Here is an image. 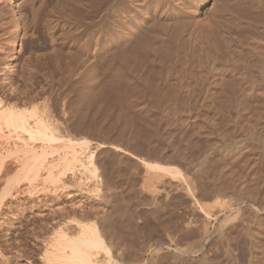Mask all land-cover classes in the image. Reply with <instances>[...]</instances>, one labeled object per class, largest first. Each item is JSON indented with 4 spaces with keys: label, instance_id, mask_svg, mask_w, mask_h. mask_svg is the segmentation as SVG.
<instances>
[{
    "label": "bare ground",
    "instance_id": "bare-ground-1",
    "mask_svg": "<svg viewBox=\"0 0 264 264\" xmlns=\"http://www.w3.org/2000/svg\"><path fill=\"white\" fill-rule=\"evenodd\" d=\"M10 1L11 9L13 8V10L6 13L7 11H4L5 8H0L1 19L9 15V19L13 21L11 25L13 26V30L10 31L12 36L24 37L28 34V31H30V27L34 28V26H30V22L28 25L23 24L22 26L24 29H21V21L19 22V20L23 22L24 16L21 15L22 12L19 9L17 11H14V9L19 8V6L27 2V0ZM38 1V7L33 6L35 5L34 1L31 6V21L32 24L36 25V29L39 27V24L42 23L43 26L42 24L41 26L45 28H42L43 33L44 31L45 33L47 32L44 34L46 37H49L47 38L50 43V45H48L50 46V50L48 49L49 53H47L50 59L47 60H64V63H62L64 64L62 65L63 69L61 68L63 70H61L62 73L65 72V74H63L66 75H62L61 77L64 79H61V82L64 81V85L61 84L62 87L64 86L63 99L76 104V108L77 105L85 104L87 101L89 103V101H96V99L104 100V94L99 96L100 94L97 95L96 93L97 87L101 85L98 79H101L103 75H105L103 77L104 79L108 76L103 72V75H101L102 73L99 74L103 67L100 65L104 64L106 61H110V63L112 61V63L116 65V68L114 67L115 70L117 66H125V70L120 66L122 68V70H120L123 72L121 73L119 71L120 73L117 72V74L116 72L113 74L115 70L112 67L111 71L114 70L112 72L113 75L110 74V78H108L110 80L111 75L116 79L121 77L125 79V83L127 82L125 86L119 85L120 83L122 84L123 81L120 80L121 78L118 79L119 82L116 81L115 83L112 77L111 80L114 81V84L113 81H111V85V82L106 77L107 82L105 84L110 82L108 84L111 85V87L108 88L109 91H114L116 94L112 96V93L110 94L108 92V94L106 92L108 94V96H106L107 98L110 95V104H112V107L109 105L110 109L104 110L103 112L105 113L104 116L107 118L110 117L114 122L122 123L123 129L131 133V136L142 133L143 135L138 134L139 136L142 135L141 144L143 145L141 147H145L147 152H160V156L162 155L161 159L163 161H160V163L144 161L146 159L140 160L142 166L147 170L156 171L154 176L160 181H163L161 180L165 176L163 174H168L171 178H179V184H177L178 182L175 183L176 181L174 182L178 186L184 185V183L181 185L180 182H186L184 187H178L179 189L181 188L179 191L180 195L178 194L179 198H183V196L185 198V196L188 195L192 197V199L195 198L198 201L201 199L200 202L194 200L195 203H199L200 207L203 209L201 201L205 199V196L208 194L206 195V193H203L205 196L200 194L201 191H203L200 189V187H203L202 184H200L201 186H197V184L192 185V183H190L198 182V179H195L197 175L193 174V177L189 180L187 177H184V175H181L171 163L174 161H184L188 167L194 168L196 164H193L190 154L195 150H200V145H202L197 144L198 141L196 138L198 137L196 136L199 135V138L200 136H203V138L205 136L207 140L206 144L209 145L204 143L205 146L203 145L202 147L208 149V153L199 159L196 174H198V176L206 175L209 178L208 183L212 182L208 186L210 187L209 190L211 193L218 196L223 195L225 197L233 196L231 198L232 201L228 203L226 209L228 208L230 211L237 210V212H241L242 214L245 213L248 216L247 219L254 222L258 229H261V227L263 228L264 174H262L261 178H259L260 176H258L256 171L249 175L250 182L255 183L261 180L263 183L259 186L252 183L253 186L247 188L246 183L248 180H246V177L248 173L246 174L247 176H245L244 173L246 171V164L248 163L250 168H252V166H254V168L257 166H264V117H262L264 115L261 116L263 112L260 113L261 111H259L260 100L263 99L262 97L264 96V48L260 50V48L255 47L253 43L252 45L247 44L248 47H243L242 42L244 41V34L245 36L247 34L244 33L241 36L240 31H244V28H246V30L249 28L251 29L252 26L248 24L249 21L247 23L245 21L248 27L246 24H244L245 27L243 26L240 20H243L244 17H242V19H240V16L236 17L239 9L233 8L234 6L231 4L242 6L241 16L254 13V15H256L255 17H258L257 14L259 15V12L256 13V11L264 10L261 9L264 8V0H233L235 3H231L232 0L231 2L228 0ZM230 5L232 6L230 10L232 14L230 16L229 14L225 16L227 21L224 22L222 20L224 16H221L224 14L222 12L225 10L226 13L225 7H228V10L230 9ZM205 6H210V13L207 12L210 15L207 14L204 18L207 21H203L197 26L194 20L200 19L196 18L195 14ZM222 8L224 9L223 11L221 10V12L219 11V13H221L220 15L216 12V9L218 11ZM232 11L236 12V14H233ZM20 16L22 19H20ZM251 16L244 18V20L250 19V21H253L255 18L251 20ZM40 20L41 22L39 23L38 21ZM208 20L214 29L208 25ZM230 20L235 23H231ZM226 24H232V30L228 29V25L226 26ZM27 28L30 29L27 30ZM39 29L37 30L38 32ZM37 31L34 30V32ZM32 34L34 33L32 32ZM8 43H10L9 45L12 47L16 45L14 40ZM3 47L4 45H1L0 50H2ZM2 54L0 55L2 56ZM4 55L3 58L5 57ZM31 57L32 55L29 56V59ZM33 57H35V55ZM33 57V60H37L36 58L40 60V56H36L35 59ZM247 58H252L253 62ZM0 59H2V57ZM2 60L3 67L1 66L0 73L4 75L12 72L13 65L10 66L8 64L9 62L7 63L4 59ZM2 60H0V62ZM247 60L253 63L252 67L254 68L252 69H255L257 73L255 78H251L255 75H253L254 72L252 73V71H250L251 68L247 65L248 63L250 64V62ZM36 62L34 61L33 64H36ZM31 64L27 67L29 70L26 71L27 73H31L33 69L30 67ZM56 65H58V63H56ZM107 66H109L108 63ZM240 67H242L241 70H239ZM23 72L21 73L23 74ZM100 75L101 78H99ZM22 77L23 75L21 74L19 76L17 75L18 79L21 78L20 80H22ZM257 77L259 79H257ZM1 79V83L3 81L6 83L5 78L2 79L3 81ZM26 79L24 78L23 80ZM102 81L101 79L100 82ZM7 82L9 81L7 80ZM132 83H135V85L136 83L139 84L138 87H134V91L137 93L132 92L133 87H129V84ZM102 84L104 85L103 82ZM12 85L8 88L9 86L7 83V89H9L7 90L9 91L7 95L1 94L0 91V169L4 167V161L10 158L12 160L11 162L19 165V170L15 177L17 181L23 180L31 183L41 177L43 172H47V176H45L46 179L52 178V169L56 167V165L53 161H47L46 156L49 154L48 149L53 150L54 148L53 145L52 147L50 146V143L58 141L60 138L56 137L53 132L54 127H52L53 125L51 123L52 115L50 114V106L44 105L42 109L35 105L31 107L30 105L28 106L27 103H24L26 101H24L23 98L21 101V95L24 94V91L31 90L29 88L27 90L21 88L22 90L19 89V93L18 86L16 87L13 85V87ZM135 85L133 84V86ZM24 86L26 87V85ZM0 87L2 90L3 87ZM27 87L29 86L27 85ZM140 91H142V93L138 94ZM28 94L30 95V93ZM34 98L35 96H33L31 101H33ZM99 102L102 101L99 100ZM105 102L107 103V101ZM193 103L197 105V108L210 109L209 111L213 112L210 126L208 129H206L208 126L205 128L209 130L206 135L203 132L204 128L198 124L190 109L185 110L187 107L182 109L185 105L188 106L187 104ZM94 104L95 103H93V105ZM231 110L235 112L238 118L236 117L237 119H233L234 121L230 119L229 127H232L235 131H233V135L227 137L221 133V128L219 129L220 133L217 132L219 131L217 129L218 125L216 127L215 124L217 119L228 118L231 114ZM244 116H246V119L248 118L247 122L249 121L245 132L240 131L239 127L241 117ZM226 119H224L223 122ZM226 126H228L227 123ZM165 128L166 130L168 129L169 132L173 131L174 133L177 131H185L184 134L186 135L188 134L186 131H190L192 134L195 133L192 138L196 135V138L194 137L196 143H194V139H191V134H188L189 137L188 135L187 137L193 142L191 140H182L177 143L168 141L165 145L160 146V132L161 129L165 130ZM215 129H217V131ZM228 129L227 131L229 132L230 130ZM225 130L223 132H226ZM138 135L137 137H139ZM62 141H65V143H63V150L69 149L72 151L70 162L67 161V165H65L67 168L74 166L73 163L75 162L76 164L77 162L80 163L82 168L88 170L93 169L91 171L94 172L96 171V165L93 163L94 152H87L90 145L88 146L89 142L86 141V139L72 140L70 138ZM226 141L230 142L226 143ZM124 150L125 149H123V151ZM85 152L87 153L86 155L84 154L85 160L83 161V157L81 159L79 154ZM213 154L214 156H218L216 160H213ZM227 159L230 160V162H228ZM66 160V157L60 156V165H63L61 163L65 164ZM222 162L223 164L225 163V165L226 162L230 163L232 167L229 169L225 167L226 170L224 172L221 170V166H223ZM218 174H221V177L216 178ZM181 178L182 180H180ZM202 180L200 182H203ZM164 181L166 183L168 182L167 179ZM218 182H221V184ZM175 189L177 190V188ZM182 198L179 201L177 200L178 202L176 203H171L172 205L169 202L168 204H170L173 209L175 205H180ZM183 201H185V199H183ZM3 202L0 200V217H2V210L5 206ZM197 203L196 205H198ZM193 205L194 207L196 206L195 204ZM41 216H43V214ZM59 223L57 224L58 226ZM246 224L248 226L247 222ZM18 225L21 226L20 224ZM57 225H55V227ZM61 225H63V223H60V226ZM75 225L77 232L73 233V235H68V231H65V228L63 229L61 226L58 229L54 228L56 231H52L53 236L50 235L49 238L45 237L46 239L43 237V241L42 238H40L43 242L42 244H44V249L40 258H42L46 264H97L96 253H99V251H104L107 257H111L110 250L106 247L107 245H105L104 239L95 222L86 223L84 221H79ZM237 226L239 227V223ZM247 226L244 228L247 229ZM18 227L17 229L20 228ZM236 227L234 231L240 229V227ZM203 232H205V229ZM239 232H241V229ZM253 232L252 240L250 241L248 239L251 242H249L251 244L250 248L251 250L253 249V251L250 250L249 252H253L254 255L251 254L254 256V259L259 261L262 260L264 256V245L261 244V240L264 237H262L260 232L257 233L255 230ZM206 233L207 232L204 234ZM229 234L232 233L229 231ZM249 234H251V232ZM202 235L200 234L201 237ZM37 239H39V237ZM262 242L264 243V241ZM10 250L13 253L14 249ZM21 250L22 248H15L14 250L13 256L15 255L14 258H17V260L23 256ZM134 257L136 259L137 257L140 258L138 253Z\"/></svg>",
    "mask_w": 264,
    "mask_h": 264
},
{
    "label": "rangeland",
    "instance_id": "rangeland-1",
    "mask_svg": "<svg viewBox=\"0 0 264 264\" xmlns=\"http://www.w3.org/2000/svg\"><path fill=\"white\" fill-rule=\"evenodd\" d=\"M33 1L35 5H33ZM37 1L38 0H27V2H24V4L22 3L19 8L14 9V11H17L19 9L22 12L21 15L24 16L23 22L22 20H19V22L21 21L22 23H20L21 29H24V27L22 26L23 24L28 25L30 22V26H34V28L30 27L31 29L27 28V30L30 29V31H28V34L24 37L16 35L12 36V33L10 31L13 30V26H11L13 21L9 19V15H6L7 18L5 17L3 19H1L0 16V46L4 45L3 49L0 50V54H5H2V56L0 55V58L2 57V59L7 61V63L9 62L8 64L10 66L13 65L12 67L14 71L8 74L6 73L4 75L0 73V79H6V83L1 79L3 82L1 83L0 81V86H2L3 88L2 90L0 89V91L1 94L4 95H7V93H9V91H7L9 90L7 89V83L9 86L8 88H10L12 84L16 87L18 86V90H27L29 88L31 91L27 90L24 91V94H20L22 96L21 101L23 98V100L26 101L24 103H27L28 106L30 105L31 107L32 105H35L39 106L40 109H42V106L44 105L50 106V114L52 115L51 123L53 125L52 127L57 130L56 131L53 129V132L56 137L60 138V140L50 143V146L52 147L53 145L54 148L53 150L48 149L49 154L46 156L47 161H53V163H55L56 165V167L52 169V176L54 177H52L53 179L51 177L46 179L45 176H47V172H43L41 177L31 183L23 180L17 181L15 177L18 173L19 165L17 163L11 162L12 160L10 158H7L4 161V167L0 169V200L2 202L4 201L3 203L5 204L2 210V217H0V264H46L43 259L40 258L41 253L44 249V244H42L43 237L49 238L50 235H52V231H56V229L54 228L58 229L61 226L63 227V229L65 228V231H68V235H73V233L77 232L75 224L79 221H84L86 223L95 222L97 224V228H99L98 230L100 231V234L104 239L105 245H107L106 247L110 250V258L107 257V254H105L104 251H99V253H96L97 264H264V256L262 260L257 261L256 259H254L253 252H249L251 250L250 241L253 238V231L255 230V232L257 233L260 232L262 234V237H264V227H261L262 230L260 228L258 229L254 222L247 219L248 216L245 213H243V215L241 212H237V210L230 211L228 208L226 209V207H228V203L232 201L231 198L233 196L225 197L223 195L218 196L214 193H211L209 190L210 187L208 186L212 182L208 183L209 178L206 175L198 176V174H196L199 159L208 153V149L202 147L203 145L205 146L207 141L205 136L204 138L203 136H200L199 138L198 134V136L195 135L198 138L194 136L198 141L197 144H202L200 145V150H195L190 154L193 164H196L194 168L188 167L184 161H174L171 163L172 166H174L181 175H184V177H187L189 180L193 177V174L197 175L195 179H198V182L190 183H192V185L197 184V186H201L200 184H202L203 187H200V189H202L203 191H201L200 194H208L207 196L203 194L205 196V199L201 201V204L203 205L201 206L203 207V209L200 207L199 203L196 202L198 204L196 205L195 198L192 199V197H189L188 195H186L185 198L184 196L183 198L181 197L182 201L180 205H175L174 207L173 204L174 208L172 209L170 204L173 202L176 203L181 200V198H179V191L182 187L186 185V182H180L181 185L183 183L184 185L178 186L177 184H179V178H171L168 174H163L165 176L163 179H161L163 181L167 179V183L165 181L163 182L157 179L154 176L156 171L150 169L147 170L146 168H144L140 160L146 159L144 161L160 163V161H163L161 159L162 155L160 156V152H147L145 150V147H141L143 145L141 144V137L143 135L142 133H137L136 135L131 136V133L123 129L122 123L114 122L112 119H110V117L107 118L106 116H104L105 113L103 111L108 110L110 109V107H112V104H110V95L108 98L106 96H108L109 93H112V96L116 94V92L109 91L108 89L112 85L111 81L114 80L116 83V81L121 78L119 77L116 79L112 75L115 74V72L117 74V72L119 71L122 73L123 71L121 70L122 68L123 70H125V66L122 67V65H120L122 68L120 66H117V69L115 70L114 67L116 68V65L115 63H112V61L111 63L110 61H106L109 66H107L106 62L100 65L101 67L103 66L102 68L100 67L102 71L99 72V70L98 72L99 74H101L102 72L104 74H107V79L110 78V74H112V72L115 70L111 75V79L112 77L114 79H108L111 82L108 83H110L111 85H109L108 83L107 84L109 86L105 84L107 81L106 77L105 79L103 78L105 76L103 75V73L101 74L103 75L102 78L101 75L99 76V78L103 80L102 82L104 83V85L102 84V82H100L101 79H98V82L101 85L98 84L99 87H97L96 93L97 95L100 94L99 96L104 94V100L107 98L105 100L107 101V103L104 100L96 99V101H89V103L87 101L85 104L83 103L81 105H77L76 108V104L72 103L69 100L63 99L64 86L62 87V85H64V81L61 82V77L65 74V72H63L64 74L62 73V65H64L62 63H64V60L60 59L58 61L54 59L56 62L54 60V62L47 60L50 59L47 56V53H49L48 49L50 50V46H48L50 45L48 39L49 37L47 36V38L44 35L47 32L45 33L44 31L43 33L42 28H45L42 27L43 24L40 23L41 20L38 21L40 24L37 29L35 28L36 25L32 24L31 21L32 14H30V9L32 5L38 7L37 4L39 5V1ZM228 1L231 2V0ZM231 3L235 2H233L232 0ZM10 4V0H0V8H5L6 10L4 9V11H7L6 13L13 10V8L11 9ZM231 5L234 6L233 8L239 9H236L238 10L237 14L236 10H234L236 12L232 11L233 14H236V17L240 16V19H242V17L248 18L252 15L251 20L255 18L253 19V21H250V19L244 20V18L243 20H240L243 23L244 27V24H246L248 21V24L252 26L251 29L249 28L250 30H246V28H244V31H240L241 36L244 33L247 34L246 36L244 34V38L242 37L244 40H242L243 47H248V45H252L253 43L255 44V47L260 48V50L261 48L263 49L264 8H261L263 11H261L260 9V11H256V13L259 12V15L257 14L258 17H255L256 15H254V13L247 14L248 16L246 14H242L244 16H241L240 13L242 10V6H237L235 4ZM231 5L229 6L230 9L228 10V7H225L227 14L225 13V10L223 11L224 8L219 9L218 11L216 9V12L220 15L221 13H219V11H223L222 13L224 14H222L221 16H224V19H222L224 22L227 21L225 19V16H227L228 14L230 16L232 14L230 11L232 7ZM210 9V6H205L201 8L198 13L195 14L196 18L200 19L194 20L197 26L203 21H207L204 18L207 16V14L210 15ZM20 19H22L21 16ZM230 22L233 23L234 21L232 22V20H230ZM208 25H210V27L214 29L213 26L210 24L209 20ZM227 25V28L232 30V24H226V26ZM246 26L248 27L247 24ZM38 29L39 32L37 31ZM34 30H36L37 32H34ZM32 32L34 34H32ZM9 40H14L16 42V45L14 47L10 46V43H8L10 42ZM3 55L5 56L4 58ZM31 55L32 57L34 55L35 57L40 56V60L38 58H36L38 61L33 60L32 57L30 58V60L29 56ZM35 57L33 58L35 59ZM249 58L247 59L252 61V58ZM34 61H37L36 64H33ZM252 62H250V64L248 63L247 65L249 68H251L250 71H252V73L254 72L253 75H255L251 78H255L257 76V73L255 69H252L254 68L252 67ZM56 63H58V65H56ZM27 64H31L30 67L33 68L32 71L29 68L31 73L26 72L29 71L27 68ZM1 66L3 67V60L0 62V69ZM112 67L114 69H112L113 71H111ZM241 68L242 67H240L239 70H241ZM21 72H23V74ZM20 74L23 75L25 79L28 78L26 79L27 81L23 80V77L22 80H20L21 78L18 79L17 75L19 76ZM257 79L259 78L257 77ZM7 80L9 82H7ZM120 80L124 81L125 79L121 78ZM123 81L122 84L120 83L119 85L125 86L127 84V82L125 83V81L124 84ZM133 84L135 85V83H132L129 84L130 86H128L133 87V90L130 88L132 92H136L134 90L136 87L139 86V84L136 83L135 86H133ZM24 85H26V87L28 85L29 87L26 88ZM32 92H34L35 95ZM106 92L109 93L107 94ZM25 93L26 95L30 93V95L32 96L28 94L26 97ZM141 93L142 91H140L138 94ZM33 96H35V98L33 99V101H31ZM262 98L263 99L260 100L259 105V111H261L260 113L263 112L261 116L264 115V96ZM99 100L103 103L99 102ZM93 103L95 104L93 105ZM101 103L104 105H102ZM105 104H107L108 106ZM187 105L188 106L185 105L182 109H185L186 107L187 108L185 110L190 109V111L193 113V117L196 118L198 124L204 128L203 132L206 135L209 131L206 129H208L210 126V122L213 118V112L209 111L210 109H202L201 107L197 108V105L195 104V106L194 103ZM230 113V118L228 117L229 120L227 117V119H217L219 122L216 120L215 124L216 127L218 125L217 129L219 130L221 128V133L226 135L227 137L233 135V131H235V129L229 127L230 119L234 121L238 118L237 115H235V112H233L232 110L230 111ZM224 119H226L224 122H226L228 126H226V123L223 122ZM247 120L248 118L246 119V116L241 117L239 126L240 131L245 132V130L247 129V124L249 123V121L247 122ZM206 126L208 127L206 128ZM217 129L215 130L217 131ZM227 129L230 131L228 132ZM220 130L217 132L220 133ZM224 130L226 132H223ZM181 132L177 131L176 133H174L173 131L169 132L168 129L166 130V128L165 130L161 129V138L159 139L161 143L160 146L165 145V143L168 141H174L177 143L182 140H195L194 137L192 138L195 133L192 134V132L186 131V133L188 132V134H191V139H189V135L187 134V137V135L184 134L185 131ZM138 134L142 135L139 136ZM137 135L139 137H137ZM70 138L72 140H83L84 138V140L86 139V141L89 142L88 146H90L88 147L89 150L87 149V152H94L93 163L96 165L95 172L91 171L93 169L88 170L82 168L80 166V163L77 162L76 164L75 162L73 163L75 167L70 166L67 168L65 166L67 165V161L70 162L72 151L69 149H65V151L63 150V143H65V141L63 142L62 140ZM196 140L194 143H196ZM229 142L230 141H226V143ZM123 149H125V152L123 151ZM87 152L79 154V157L81 159L83 157V161L85 160L84 156ZM60 156L67 158L65 164L61 163L63 165H60L59 163ZM217 157L218 156H214L213 154L212 158L213 160H216ZM228 162H230V160H228ZM222 165L224 167L221 166V170H223L224 172L226 168L229 169L232 167L231 164L227 162V166L225 165V163L223 164V162ZM255 171L257 172L258 176H260L259 178H261L262 174H264V166H257L255 168L254 166H252V168H250L249 163L246 164V171L244 175L247 176L246 174L248 173V176L246 177V180H248L246 183L247 188H251L253 184L259 186L261 183H263L261 182V180L255 183L250 182L249 175L255 173ZM218 177H221V174L216 175V178ZM180 180H182V178ZM201 180L203 182H200ZM174 182L178 183L175 184ZM171 183H173L174 185ZM219 184H221V182ZM178 187L181 188L179 189ZM175 188H177V190ZM183 199H185V201H183ZM200 200L196 201L200 202ZM168 202L170 204H168ZM193 204H195L196 206L194 207ZM42 214L43 216H41ZM59 222L61 224L63 223V225L60 226ZM246 222L248 223V226ZM58 223L59 226L57 225ZM238 223L241 232H239L240 229L238 231L237 229L236 231H234ZM18 224H20L21 226H19ZM55 225L57 226L55 227ZM246 226L247 229L244 228ZM17 227L19 229H17ZM228 227L230 230L228 229ZM204 229L205 232H207L206 234H204L205 232H203ZM247 230H249L251 234H249L250 232ZM229 231L232 234H229ZM234 232L237 233L235 234ZM200 234H203L202 237L200 236ZM219 234L221 235V237ZM38 237L39 239H37ZM40 238H42V241L40 240ZM262 241H264V238H262L261 240V244L264 245ZM15 248H22L21 251L23 252V256L18 260L17 258H14L15 255L13 256ZM10 249H14L13 253ZM251 251H253V249ZM137 253L140 258L137 257L136 259L134 256L137 255Z\"/></svg>",
    "mask_w": 264,
    "mask_h": 264
}]
</instances>
